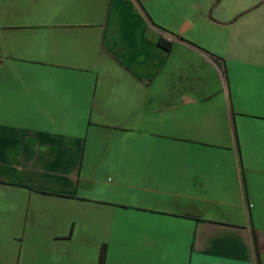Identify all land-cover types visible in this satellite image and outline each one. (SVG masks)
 I'll list each match as a JSON object with an SVG mask.
<instances>
[{
  "label": "crops",
  "instance_id": "0c3cea01",
  "mask_svg": "<svg viewBox=\"0 0 264 264\" xmlns=\"http://www.w3.org/2000/svg\"><path fill=\"white\" fill-rule=\"evenodd\" d=\"M177 1L0 0L18 264H264V0Z\"/></svg>",
  "mask_w": 264,
  "mask_h": 264
},
{
  "label": "rangeland",
  "instance_id": "374dc122",
  "mask_svg": "<svg viewBox=\"0 0 264 264\" xmlns=\"http://www.w3.org/2000/svg\"><path fill=\"white\" fill-rule=\"evenodd\" d=\"M208 0H178V7H180V10L181 12H178L180 14H182V12L185 10L186 8V13H188V11H192V7L191 5L195 4V11H194V14L193 12H191V16L194 17V16H198V8H197V5L198 4H201L202 5V9L205 8V5L207 3ZM216 1L217 3H220L222 2L223 0H215V2L213 3V6L216 4ZM229 2H234V0H227ZM226 1V2H227ZM225 2V1H224ZM226 4V3H225ZM232 3H230L231 5ZM212 6V7H213ZM222 6H225V5H222V4H218V6L216 7H213V11L211 12V9L209 10V12L207 13L208 15H210L212 17L213 20H216V17L218 16L219 13L218 10L222 7ZM211 7V8H212ZM224 8V7H222ZM227 8V6H226ZM211 12V14H210ZM226 13H228L226 11ZM253 14V13H252ZM256 14V13H255ZM246 18V17H245ZM254 21V20H252ZM244 23L248 24L250 21L247 20V21H243ZM240 24V23H238ZM233 26V25H232ZM245 36V37H244ZM244 39V45L245 46H254V43L257 44L256 40L253 39L251 42L248 38H246V35H243ZM246 43V44H245ZM261 41H258V45L261 46ZM232 51H230L231 53ZM225 59V58H224ZM225 62H227V60L225 59ZM13 230H10L8 228H4V230H2L0 228V261H2L3 263H6V262H9L10 261V264H18V259L20 258V256L23 255V253L26 252L27 248L26 246L23 248L22 244L18 241H14L13 239H11V236L13 235ZM22 254V255H21ZM1 264V263H0Z\"/></svg>",
  "mask_w": 264,
  "mask_h": 264
},
{
  "label": "trees",
  "instance_id": "16d2710c",
  "mask_svg": "<svg viewBox=\"0 0 264 264\" xmlns=\"http://www.w3.org/2000/svg\"><path fill=\"white\" fill-rule=\"evenodd\" d=\"M159 46L164 48L167 51H169L171 48V44H166V42L162 41V40L159 41ZM214 60H215V62H217V64L219 66H222V67L224 66V60L223 59L214 57ZM106 259H107V248H106V246H103L101 248V251H100L98 264H106Z\"/></svg>",
  "mask_w": 264,
  "mask_h": 264
}]
</instances>
